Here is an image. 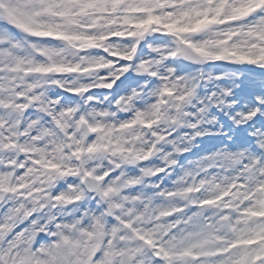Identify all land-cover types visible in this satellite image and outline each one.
<instances>
[{
	"label": "snow or ice",
	"instance_id": "6c2138e0",
	"mask_svg": "<svg viewBox=\"0 0 264 264\" xmlns=\"http://www.w3.org/2000/svg\"><path fill=\"white\" fill-rule=\"evenodd\" d=\"M0 264H264V0H0Z\"/></svg>",
	"mask_w": 264,
	"mask_h": 264
}]
</instances>
